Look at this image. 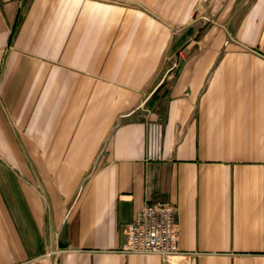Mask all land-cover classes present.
<instances>
[{"label": "crops", "instance_id": "1", "mask_svg": "<svg viewBox=\"0 0 264 264\" xmlns=\"http://www.w3.org/2000/svg\"><path fill=\"white\" fill-rule=\"evenodd\" d=\"M200 1L0 0V264H264V0Z\"/></svg>", "mask_w": 264, "mask_h": 264}, {"label": "built area", "instance_id": "2", "mask_svg": "<svg viewBox=\"0 0 264 264\" xmlns=\"http://www.w3.org/2000/svg\"><path fill=\"white\" fill-rule=\"evenodd\" d=\"M177 207L170 201H147L134 221L126 223L124 244L126 254H156L163 261L178 254L179 231Z\"/></svg>", "mask_w": 264, "mask_h": 264}, {"label": "rangeland", "instance_id": "3", "mask_svg": "<svg viewBox=\"0 0 264 264\" xmlns=\"http://www.w3.org/2000/svg\"><path fill=\"white\" fill-rule=\"evenodd\" d=\"M200 2H201V5L198 9V12L195 14V16L196 17L199 16V18H203L204 16H207V18H210L211 16H213V14L216 13V8L218 4L220 3V0H202ZM202 20H205V19H202ZM51 249H55V248H51ZM51 249L46 251L42 257L46 256L49 253V251H52ZM56 255L58 254L52 253L51 256L47 255L45 257V259H49L48 264H56ZM37 264H43L42 260H39Z\"/></svg>", "mask_w": 264, "mask_h": 264}]
</instances>
